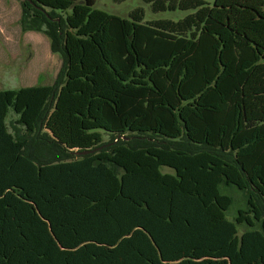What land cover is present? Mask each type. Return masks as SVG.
<instances>
[{"label": "trees", "instance_id": "1", "mask_svg": "<svg viewBox=\"0 0 264 264\" xmlns=\"http://www.w3.org/2000/svg\"><path fill=\"white\" fill-rule=\"evenodd\" d=\"M143 1L188 14L23 0L63 65L0 90V264H264V0Z\"/></svg>", "mask_w": 264, "mask_h": 264}, {"label": "rangeland", "instance_id": "2", "mask_svg": "<svg viewBox=\"0 0 264 264\" xmlns=\"http://www.w3.org/2000/svg\"><path fill=\"white\" fill-rule=\"evenodd\" d=\"M213 4L216 0H203ZM23 0H0V90L20 89L38 85H52L63 65L62 57L53 53L51 41L46 28H35L24 20ZM95 9L124 19H131V14L141 9L144 23L157 20L182 19L187 12L176 11L154 13L150 5L143 0H96ZM16 116L11 113L8 125ZM104 141H109L108 134L103 133ZM225 192L235 198V205L230 218L236 219L238 211L247 207V196L238 189L225 188ZM247 230V227H243Z\"/></svg>", "mask_w": 264, "mask_h": 264}, {"label": "water", "instance_id": "3", "mask_svg": "<svg viewBox=\"0 0 264 264\" xmlns=\"http://www.w3.org/2000/svg\"><path fill=\"white\" fill-rule=\"evenodd\" d=\"M93 152H94V151H90V152L88 151V152H84V154L93 153Z\"/></svg>", "mask_w": 264, "mask_h": 264}]
</instances>
